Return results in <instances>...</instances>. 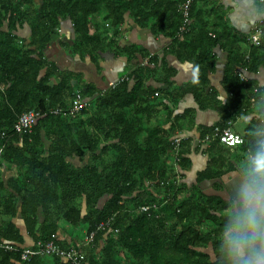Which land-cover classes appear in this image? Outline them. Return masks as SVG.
Returning a JSON list of instances; mask_svg holds the SVG:
<instances>
[{"label": "trees", "instance_id": "obj_1", "mask_svg": "<svg viewBox=\"0 0 264 264\" xmlns=\"http://www.w3.org/2000/svg\"><path fill=\"white\" fill-rule=\"evenodd\" d=\"M185 2L0 0V134L6 135L0 152V243L18 248L0 251V264H69L57 256L20 260L19 248L38 243L54 241L67 249L57 238L65 230L76 248L83 235L92 234L81 249L83 264H212L226 203L199 187L239 167L254 129L264 125V86L256 78L264 70V35L257 47L245 46L210 0L192 2L181 33ZM125 18L168 41L159 56L121 46ZM64 25L70 32H63ZM56 41L69 58H87L98 72L107 53L124 57L129 68L114 85L99 89L47 56ZM219 54L226 56L222 97L209 81ZM138 55L145 65H133ZM168 58L191 65L192 81L176 85ZM239 72L248 74L247 81H240ZM77 94L86 108L72 115ZM187 96L197 111L215 112L218 122L195 127L194 112L179 114ZM29 112L37 114L34 124L15 135L17 117ZM158 114L164 118L156 119ZM239 119L242 145L200 143L215 126ZM190 128L198 140L183 136ZM177 134L183 141L176 148ZM201 156L207 163L194 172L193 158ZM108 220L109 228L98 230Z\"/></svg>", "mask_w": 264, "mask_h": 264}, {"label": "crops", "instance_id": "obj_2", "mask_svg": "<svg viewBox=\"0 0 264 264\" xmlns=\"http://www.w3.org/2000/svg\"><path fill=\"white\" fill-rule=\"evenodd\" d=\"M210 2L215 7V9L218 10V13L223 14V21L225 22L231 33L236 38L243 40L245 46L248 45L247 39L251 35H253L256 30H262L264 32V4L258 3L255 0H210ZM125 21L126 22L122 28V30L125 31L121 43L122 47L134 46L137 49L142 50L144 54L146 53L149 56H159L162 53V49L167 46L168 41L151 37L148 31L135 28L127 18H125ZM69 29L70 25L63 26V32H70ZM61 37L63 36L61 35L60 39ZM60 41H56L55 44H52L50 47H48L47 56L51 59H58L65 69L82 74L87 81H89L99 89H104L106 87L114 85L118 81V78L125 73L127 68H129L128 66H126L127 62L124 57L114 56L112 53H107L106 56L104 55V60H102V62L100 63L102 72H98L95 66L91 64L87 58L82 60L78 57L69 58L68 55H66V53L62 51L59 45ZM225 57V54H221L219 56L216 73L209 76L210 86L219 93L221 92L220 81ZM167 60L170 64L169 67L173 68L176 71V76L173 80L176 85L180 86L192 81V79L194 78V68L191 65H181L173 58H168ZM133 63V65L137 66L145 65L146 60L138 55L135 56V60ZM250 77L251 76H249V78ZM256 78L258 80L259 87L264 86V70L259 71V74ZM219 95L222 97L221 93ZM178 110L179 114L185 112H194L195 127H210L218 122V116L215 112L211 110L204 112L197 111L196 104L191 96H187L179 104ZM239 123L242 122H237V125ZM243 123L240 131L235 130L233 127V131L241 136L244 129ZM188 131L189 132L185 131V133H183V136L198 140V131L196 130V128H190ZM193 159V165L195 166L196 163H201L202 168L199 170H203L207 163V159L202 156ZM199 170L193 169L194 172H198ZM11 174L12 171L10 172V175ZM15 222L18 223V221ZM69 234L70 233L67 232V230L59 231L57 233V238L60 241H63L65 245H67L66 248H76L75 246H72L71 241L68 238ZM79 243L80 240L77 242V245H79Z\"/></svg>", "mask_w": 264, "mask_h": 264}, {"label": "clouds", "instance_id": "obj_3", "mask_svg": "<svg viewBox=\"0 0 264 264\" xmlns=\"http://www.w3.org/2000/svg\"><path fill=\"white\" fill-rule=\"evenodd\" d=\"M212 249V264H264V125L254 129Z\"/></svg>", "mask_w": 264, "mask_h": 264}, {"label": "built area", "instance_id": "obj_4", "mask_svg": "<svg viewBox=\"0 0 264 264\" xmlns=\"http://www.w3.org/2000/svg\"><path fill=\"white\" fill-rule=\"evenodd\" d=\"M194 0H186V2L180 7L181 13H182V26L180 28V32L187 31V25H188V12L189 8ZM258 3L264 4V0H255ZM264 35V32L262 30H256V32L251 35L247 39L248 46L251 47H257L259 44V41ZM238 78L240 81L245 82L247 81V77L245 76V72H239ZM251 108L254 107V100L251 99L250 101ZM86 108V104L82 101V98L77 94L75 98L72 101V106L70 109V114L75 115L81 110ZM55 114L60 113V111H55ZM37 118V114L35 112H29L26 114H22L17 117V122L13 126V132L15 135H24L26 132L30 130L32 125L34 124L35 120ZM234 126V123L229 122L224 127L215 126L211 133L204 137L200 141L202 145H205L211 141L218 140L219 144L222 146L233 149L243 144L244 140L241 135L236 134L233 132L232 128ZM6 138L5 133L0 134V152L2 149V140ZM183 141V138L180 134H177V136L174 138V146L177 148L179 143ZM199 143V142H198ZM178 151H175V154H177ZM179 180V179H178ZM154 209V208H153ZM143 212H148L150 210V207H143L140 208ZM110 221L108 220L106 223L101 224L98 230L104 231L106 228H109ZM110 232H112L110 230ZM116 232V231H115ZM92 234L84 235L83 242L79 244L78 248H67L63 249L57 246L54 241H50L48 243H38L35 247H26V248H19L21 250L20 252V260L22 262H27L32 257L41 255V256H57L64 261L68 262L69 264H83L84 257L81 252V249H83L86 245H88L90 238ZM0 251L4 252H18L17 246L7 244V243H0Z\"/></svg>", "mask_w": 264, "mask_h": 264}, {"label": "water", "instance_id": "obj_5", "mask_svg": "<svg viewBox=\"0 0 264 264\" xmlns=\"http://www.w3.org/2000/svg\"><path fill=\"white\" fill-rule=\"evenodd\" d=\"M235 168H236V166H234V169ZM232 173H233V171L231 173L225 175L223 178L218 179V180L206 181L205 187L209 188L211 190V193L205 194V196H207V197H216V198H218V199H220V200H222V201H224L226 203V195H227V193L234 188ZM215 184L221 185L222 190L218 191V192L214 191L213 190V185H215ZM201 185H200L199 188L202 190V186Z\"/></svg>", "mask_w": 264, "mask_h": 264}, {"label": "rangeland", "instance_id": "obj_6", "mask_svg": "<svg viewBox=\"0 0 264 264\" xmlns=\"http://www.w3.org/2000/svg\"><path fill=\"white\" fill-rule=\"evenodd\" d=\"M21 34H22V33H21ZM25 34H26V32L24 31L22 35L25 36ZM224 63H225V62H224ZM245 76L248 77V74L245 73ZM161 118H164L162 114H158L157 117H156V119H161ZM239 121H240V119H239ZM239 121L237 120L236 123L239 122ZM157 122H158V121H157ZM240 122H242V121H240ZM242 123H243V122H242ZM242 123H239L238 125L235 124V126H233L234 129L240 131L241 128H242ZM201 168H202L201 163H196V165L194 166V170H199V169H201ZM5 174L8 175V176H11L13 173H12L11 175H10V173H8V174L5 173ZM6 175H4V177H5ZM8 176H6V177H8ZM189 179L192 180V177H190V175H189ZM187 183L190 184V182H187ZM83 236H84V235H83Z\"/></svg>", "mask_w": 264, "mask_h": 264}, {"label": "flooded vegetation", "instance_id": "obj_7", "mask_svg": "<svg viewBox=\"0 0 264 264\" xmlns=\"http://www.w3.org/2000/svg\"><path fill=\"white\" fill-rule=\"evenodd\" d=\"M234 171V170H233ZM232 171H229L228 173H226L225 175H227V174H229V173H231ZM225 175H223V176H221L220 178H217V179H213V180H218V179H221V178H223ZM207 181H211V180H207ZM204 183L201 185L202 186V192H203V194L205 195V194H208V193H211V190L209 189V188H206L205 187V184H206V181H203ZM213 190L214 191H216V192H218V191H221L222 190V187H221V185H219V184H215V185H213Z\"/></svg>", "mask_w": 264, "mask_h": 264}]
</instances>
